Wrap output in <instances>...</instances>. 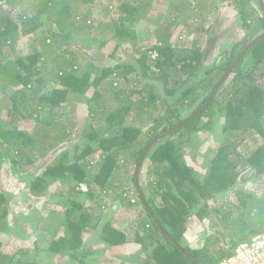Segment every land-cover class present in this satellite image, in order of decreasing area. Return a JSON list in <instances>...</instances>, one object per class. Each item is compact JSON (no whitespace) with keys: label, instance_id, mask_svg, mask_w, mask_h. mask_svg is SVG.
I'll return each mask as SVG.
<instances>
[{"label":"trees","instance_id":"trees-1","mask_svg":"<svg viewBox=\"0 0 264 264\" xmlns=\"http://www.w3.org/2000/svg\"><path fill=\"white\" fill-rule=\"evenodd\" d=\"M0 1V92L11 87L14 93L8 98L6 114H2L4 108L0 104V264H37L26 258L21 248L9 253L1 237L4 230L3 219L9 212V198L2 191L1 170L8 168L15 175L28 173L39 159L47 156V151H55L60 145L73 140L75 123L72 116L63 112L56 121L52 114L61 108L66 109L64 104L71 101L70 93H73L72 97L87 93L92 87V72L86 70L80 73L85 67L77 55L69 58L66 56L68 51L61 50L56 45L53 41L58 35L56 29L49 33L38 31L43 26L40 19L46 16L51 20L50 24L57 19L67 21L70 2L91 5L95 0H42L33 5L35 15L31 16L25 10L17 15L16 20L8 14L10 9L1 7L3 4L10 6L15 0ZM253 1L235 0L243 17L242 26L261 35L264 33V15L259 14ZM147 6L149 3L143 0L134 3L123 0L118 5L121 15L111 26L115 30L114 38L118 44L132 38L130 26L147 11ZM176 6L177 4L173 10L178 12L179 7ZM198 7L202 8L203 3H199ZM169 19V23H179L178 16L175 17L174 14ZM200 19L201 16L199 21ZM126 20L129 21L128 26L125 24ZM183 22L186 23L185 20ZM195 31L197 30L190 29L189 33ZM30 34H34L30 40L31 52L17 56L12 54L10 50L16 41ZM159 39L163 45L158 41L151 47L157 54L152 59V64L147 65V53L141 56L144 73L147 74L149 70L155 73L156 79L163 84L166 95L173 99L179 94L178 100L194 102L192 93L198 87L203 90L210 88L209 91L212 92L213 80L208 76L201 84L192 83L187 88L184 86L181 95L180 89L187 83V80L182 81L181 76L183 73L187 74V78L197 75L202 63V51L195 46L190 48L191 53L181 54L166 44L164 34H159ZM250 42V37L245 36L240 52ZM240 52H236V47H233L225 65L216 63L212 69L219 68L218 72L223 76ZM247 61L249 64H246ZM128 68L132 69L131 66L123 68L125 75L128 74ZM97 73L100 76H96L93 81L99 84L109 72L98 69ZM227 80L204 109L152 146L146 157L152 163L147 174L153 178L148 182V188L141 184L142 173L140 179H136L138 181L133 176V181L139 186L136 190L140 192L145 214L132 240L123 231L114 228L111 222L105 223L100 239L110 245V248L127 245L130 241L142 243L149 239L153 249L151 260L148 258L145 264H218L221 259L233 255L241 243H250L256 235L264 234V197L258 198L252 190H235L236 197L232 198V202L216 206L210 211L211 216L216 219L213 224L222 227L221 236L217 232L211 235L208 231L209 235L206 233L204 236L202 246L191 248L182 244L185 224L194 207L198 208L196 215L203 219L209 215L206 211L209 199L236 188L241 179H248L244 176L250 170L257 175L264 174V37L245 52ZM48 82L61 86L44 91ZM144 91L145 88L136 93L128 88H119L115 80H110L103 90H94L88 100L87 115L91 118L101 116L106 125H99L89 132V142H86L82 153L74 160L70 158V151L66 150L56 161L46 163L43 176L50 177L53 181L57 179L73 182L72 192L77 193L83 192L79 188L86 184L89 197L93 196L95 185L108 193L115 185L113 176L125 165L121 163L124 158L127 165L134 160L137 165L152 139L182 122L179 121L181 110L172 106H167L165 115L153 117L154 110L158 107V95L151 87L148 94H144ZM133 93L139 95L136 100ZM20 95L29 96V104L20 100ZM215 107L217 109L213 112ZM213 113L224 117L220 126L224 140L218 146L209 164V171L201 182L194 177L193 168L184 162L180 150L187 137L189 139L202 129L199 124L203 117L210 116L205 126L211 127ZM146 114L145 120H142L145 123L138 120V117ZM147 125L149 126L145 127ZM71 145L76 148L78 146L74 142ZM96 151L100 152V162L94 167L86 157ZM93 169L95 173L91 174ZM43 181L40 178L32 180L30 191L39 193V185ZM122 195L123 192H120L119 197L123 198ZM158 197L162 199V204L157 203ZM201 200L205 202L202 203ZM71 201L72 207L66 211L67 225L64 222L68 233L61 236L57 243L51 242L52 253L69 248L76 252L83 246L85 231L95 228L98 223L83 204ZM249 211L257 212V221L250 216V220L242 216V213L246 215ZM156 219L179 246L162 232ZM221 241L225 242V246H221ZM180 247L190 251L195 259ZM71 258L79 264L100 262V257L88 260L85 256L79 259L73 252L70 260Z\"/></svg>","mask_w":264,"mask_h":264},{"label":"rangeland","instance_id":"rangeland-1","mask_svg":"<svg viewBox=\"0 0 264 264\" xmlns=\"http://www.w3.org/2000/svg\"><path fill=\"white\" fill-rule=\"evenodd\" d=\"M40 1L42 0H15L12 5L3 4L1 7L10 9L7 13L16 20L17 15L25 10L31 16L32 14L35 15L33 5ZM122 1L95 0L91 5L70 2L67 21L57 19L55 23L50 24L51 20L47 19V16L40 19L43 26L38 32L47 31L49 33V31L57 30L58 35L53 41L61 50L68 51L66 56L69 58L74 54L77 55L80 63L85 67L80 73L86 70L92 72L90 80L92 87L87 93L81 95L72 97L73 93H70L71 101L64 104L66 109L61 108L52 114L56 121L63 112L72 116L71 118L75 123V133L71 142L60 145L55 151H47V156L39 159L28 173L22 172L20 175H15L8 168L1 170V176L3 175L2 191L9 198V212L8 216L3 219L4 230L1 237L9 253L21 248L26 258L37 264H79L72 258L70 260L72 252L76 253L79 259L85 256L88 260L100 257V262H96L97 264H102V261L103 264L106 262L109 264H145L148 258L151 260L153 244L148 242L149 239L142 243L130 241L127 245H117L113 248H110V245L100 239L103 227L109 221L114 228L120 229L132 240L136 228L145 214L144 204L139 196L140 192L136 190L139 186L133 181L138 166L135 160L132 164L127 165L123 157V161H120L125 165L113 176L112 180L115 184L113 188L108 193H104L95 185L92 197L86 193L88 187L82 188L83 192L80 193L72 192L73 182L69 183L57 179L53 181L52 178L43 176L46 163L56 161L66 150L70 151V158L74 160L77 155L82 153L86 142H89L87 140L89 132L98 128L99 125H106L101 116L91 118L87 115L88 100L94 90H103L110 80H115L119 88H128V90H134L135 93L139 89L145 88L144 94H148L151 87L159 98L158 107L154 110L153 117L165 115L167 106H172L181 110L179 121H184L196 110L206 96H210V88L203 90L198 87L197 91L192 93L194 102L186 99L178 100L179 94L173 99L166 95L163 84L156 79L155 73L151 70L147 74L144 73L141 56L143 53H147L149 56L147 65L153 63L152 59L154 60L157 54L152 51L151 47L160 40L159 34H164L166 44L171 45L181 54L190 52V48L193 49L195 46L202 51V63L196 72L197 75L187 78V74L183 73L181 76L182 81L187 80V83L180 89L181 95L184 86L187 88L192 83L201 84L208 76L212 78L213 87H215L222 77L218 72L219 68L212 69L215 64L225 65L233 47H236V52H240L245 36L250 37L251 41L259 36L257 31L252 30L250 32L247 30V26H242L243 17L235 0H143L145 3H149V6L146 7L147 11L135 21V24L130 26L133 31L132 38L118 44L114 38L115 30L111 26L121 15L118 5ZM139 1L142 0H130L133 3ZM201 2L203 7L199 8L198 4ZM253 3L259 14L264 15L260 1L254 0ZM175 4H177L176 7H179L178 12L173 10ZM171 14H174L175 17L178 16L179 23H169L171 22L169 19ZM128 22L126 20V26H128ZM189 27L197 31L189 33ZM248 32L249 35H247ZM32 36L34 34L20 37L12 49L10 48L11 53L15 56L29 54ZM246 64L249 62L247 61ZM124 66L132 67V69L128 68L127 75H125L126 72L124 73ZM51 67L50 64L49 69ZM98 69H105L109 73L104 80L101 79L102 81L100 80L99 84H96L93 80L96 76H100L97 73ZM230 74L231 72L228 77ZM228 77L223 83L228 81ZM222 85L218 90L221 89ZM58 86L61 85L48 82L44 91H49ZM135 93L133 95L136 100L139 95ZM13 94L11 87H6L0 92V104L4 108L2 114L7 113L5 106L9 104L8 98ZM19 97L20 100L26 102L25 104H29L31 100L29 96L20 95ZM112 104H116V102H112ZM215 109L217 108H213L212 111L214 112ZM146 116L147 114L141 115L138 120L145 123L146 121L142 120H145ZM209 118V115L202 118L199 124L202 129L192 134L189 139L187 137L180 150L184 162L193 168L194 177L201 182L204 181L209 171V164L216 154L218 146L224 140L220 127L224 117L221 114L211 115V127L205 126ZM150 123L148 121L149 125H151ZM73 142L78 144L77 148L71 145ZM92 144L95 145V143ZM99 154L100 152L96 151L86 157V160L92 161L93 166L96 167L100 162ZM151 164L149 159H145L138 175V179H140L142 173L141 184L146 188H148V182L153 179L147 174ZM94 173L95 170L91 172V174ZM244 177L248 179H241L242 181L238 183L236 188L226 193L216 194L214 198L207 201L206 211L209 212L207 217L202 219L196 215L197 207L191 210L192 214L188 216V221L185 224L183 245L191 248L202 246L205 240L204 236L206 233L209 235L208 231L211 232V235L213 232H217L216 234L221 236L222 227L213 224L216 219L211 216L210 211L216 206H223L232 202V198L235 199L236 197L235 190H252L258 198L264 197V174L257 175L250 170ZM38 178L44 181L42 185H39V193H35V191H30L29 185L32 180ZM120 192H123V198L119 197ZM71 199L83 204L86 210L97 219L98 223L95 228L85 231L83 246L76 252L69 248L52 253L50 252L51 242L57 243L61 236L68 233L66 231V211L72 207ZM156 201L158 204L163 202L159 197ZM201 202L203 203L205 200H201ZM242 216H246L247 219L250 216L252 220L257 221L256 211H249L246 215L242 213ZM220 243L221 246H225V242L221 241Z\"/></svg>","mask_w":264,"mask_h":264},{"label":"water","instance_id":"water-1","mask_svg":"<svg viewBox=\"0 0 264 264\" xmlns=\"http://www.w3.org/2000/svg\"><path fill=\"white\" fill-rule=\"evenodd\" d=\"M260 4H261V8L263 10V14H264V2L263 0H259ZM264 37V34L259 35L255 40L251 41L247 46L244 47V49L241 51V53L238 55V57L235 59V61L232 63V65L230 66V68L223 74V76L220 78V80L218 81V83L215 85L214 89L212 90V92L210 93V96L208 97V99L206 100V102H204L198 109H196L190 116H188L184 121H182L180 124H178L177 126H174L170 129H168L167 131L162 132L161 134H159L158 136H156L154 139H152V141L149 143V145L147 146L145 152L143 153V155L141 156L138 166H137V172H136V178L138 179V175H139V171L142 167L143 161L146 159V157L148 156L152 146L157 142V140L161 139L162 137L172 133L175 129L179 128L180 126H182L183 124H185L187 121H189L191 118H193L200 110L204 109L206 107V105L209 103V101L211 100V98L214 96L215 92L218 90V88L223 84V82L226 80V78L228 77L229 73L232 71L233 67L235 66V64L241 59V57L245 54V52L252 46L254 45L257 41L261 40ZM156 223L158 224V226L160 227V229L162 230V232L169 238L171 239L176 245L179 246V244L170 236V234L163 229V227L160 225V222L156 219ZM181 248V247H180ZM183 252H185L188 256H191L195 259V257L191 254L190 251L181 248Z\"/></svg>","mask_w":264,"mask_h":264},{"label":"built area","instance_id":"built-area-1","mask_svg":"<svg viewBox=\"0 0 264 264\" xmlns=\"http://www.w3.org/2000/svg\"><path fill=\"white\" fill-rule=\"evenodd\" d=\"M218 264H264V234L256 235L250 243H241L233 255Z\"/></svg>","mask_w":264,"mask_h":264},{"label":"clouds","instance_id":"clouds-1","mask_svg":"<svg viewBox=\"0 0 264 264\" xmlns=\"http://www.w3.org/2000/svg\"><path fill=\"white\" fill-rule=\"evenodd\" d=\"M82 188H87V185H86V184H83V185L80 187V189H82Z\"/></svg>","mask_w":264,"mask_h":264},{"label":"flooded vegetation","instance_id":"flooded-vegetation-1","mask_svg":"<svg viewBox=\"0 0 264 264\" xmlns=\"http://www.w3.org/2000/svg\"><path fill=\"white\" fill-rule=\"evenodd\" d=\"M262 34H264V33H262Z\"/></svg>","mask_w":264,"mask_h":264}]
</instances>
